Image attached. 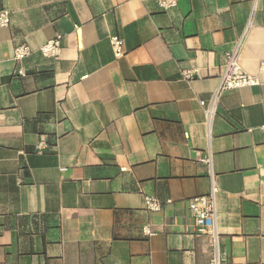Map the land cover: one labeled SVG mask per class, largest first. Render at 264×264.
Segmentation results:
<instances>
[{
  "label": "crops",
  "instance_id": "crops-1",
  "mask_svg": "<svg viewBox=\"0 0 264 264\" xmlns=\"http://www.w3.org/2000/svg\"><path fill=\"white\" fill-rule=\"evenodd\" d=\"M4 8L0 264H210L211 238L188 203L209 193L211 173L222 264H264V0ZM58 35L60 56H43ZM22 43L32 53L19 63ZM235 51L259 84L215 96ZM147 195L161 210L147 209Z\"/></svg>",
  "mask_w": 264,
  "mask_h": 264
},
{
  "label": "built area",
  "instance_id": "built-area-1",
  "mask_svg": "<svg viewBox=\"0 0 264 264\" xmlns=\"http://www.w3.org/2000/svg\"><path fill=\"white\" fill-rule=\"evenodd\" d=\"M158 4L163 9H171L177 6L178 0H157ZM10 23V12L8 9L0 10V27H6ZM62 37L58 35L49 39L40 47L43 56L50 58H58L62 50ZM112 50L116 57H120L124 53L123 40L118 35L111 37ZM32 53V48L27 43H22L14 49V59L17 62H22ZM15 75L26 76L27 71L23 66H19L15 71ZM193 76L192 70H184L183 77L190 79ZM259 80L256 76L245 72L239 62L237 51L227 55V63L224 70L220 74L219 85L215 91V96L227 89L243 88L258 85ZM202 104L204 102L202 101ZM207 114H211V110H207ZM264 130V123L261 126ZM47 145L44 141L37 146V152L42 153ZM219 187L215 181L214 174L211 173V187L207 195L193 197L189 200L188 209L195 220L197 232L199 234L209 235L213 247V257L210 264H222L221 252L219 248V232L217 229V203L216 197ZM145 205L150 211L161 210L163 203L157 197L145 196ZM170 202V200H168ZM143 232L145 235L152 234L149 226H144Z\"/></svg>",
  "mask_w": 264,
  "mask_h": 264
}]
</instances>
